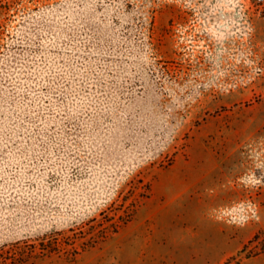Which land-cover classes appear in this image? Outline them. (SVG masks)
<instances>
[{
  "label": "rangeland",
  "instance_id": "374dc122",
  "mask_svg": "<svg viewBox=\"0 0 264 264\" xmlns=\"http://www.w3.org/2000/svg\"><path fill=\"white\" fill-rule=\"evenodd\" d=\"M0 264H264V5L0 0Z\"/></svg>",
  "mask_w": 264,
  "mask_h": 264
},
{
  "label": "trees",
  "instance_id": "16d2710c",
  "mask_svg": "<svg viewBox=\"0 0 264 264\" xmlns=\"http://www.w3.org/2000/svg\"><path fill=\"white\" fill-rule=\"evenodd\" d=\"M42 245H44V243H42ZM45 247H42V249H44ZM49 250H53V249H55V247H49L48 248Z\"/></svg>",
  "mask_w": 264,
  "mask_h": 264
},
{
  "label": "built area",
  "instance_id": "2783aa9c",
  "mask_svg": "<svg viewBox=\"0 0 264 264\" xmlns=\"http://www.w3.org/2000/svg\"><path fill=\"white\" fill-rule=\"evenodd\" d=\"M260 4L264 5V0H257Z\"/></svg>",
  "mask_w": 264,
  "mask_h": 264
}]
</instances>
